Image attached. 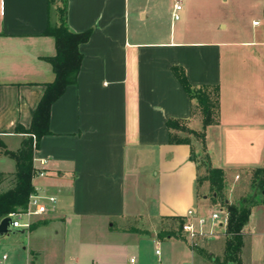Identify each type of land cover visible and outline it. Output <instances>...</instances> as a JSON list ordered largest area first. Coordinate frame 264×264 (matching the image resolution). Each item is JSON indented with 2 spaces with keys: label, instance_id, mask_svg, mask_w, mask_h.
I'll list each match as a JSON object with an SVG mask.
<instances>
[{
  "label": "crops",
  "instance_id": "1",
  "mask_svg": "<svg viewBox=\"0 0 264 264\" xmlns=\"http://www.w3.org/2000/svg\"><path fill=\"white\" fill-rule=\"evenodd\" d=\"M66 14L71 30L90 34L79 44L76 81L51 104L50 132L33 151L34 165L47 160L45 174L32 179L35 191L56 201L25 218L22 232L0 237V248L11 249L0 252V264H151V248L152 264H197L198 248L181 228L182 237L157 233L173 216L210 213L197 153L222 168L226 201L255 192L253 169L264 166V0H67ZM48 21H57L55 3L0 0V183L11 184L16 168L5 150L27 136L17 125H30L54 78ZM173 66L192 84L218 85L205 149L192 134L169 141V117L202 129ZM214 226L199 247L223 254L226 224ZM242 241V263L263 264L264 199L251 206Z\"/></svg>",
  "mask_w": 264,
  "mask_h": 264
},
{
  "label": "trees",
  "instance_id": "2",
  "mask_svg": "<svg viewBox=\"0 0 264 264\" xmlns=\"http://www.w3.org/2000/svg\"><path fill=\"white\" fill-rule=\"evenodd\" d=\"M52 3L56 4L57 21L54 24L48 21L44 33L53 35L55 39V54L48 57L52 64L54 78L44 84V91L33 111L30 125L27 128L21 124L16 127L27 134L20 147L16 151L5 150L15 159L16 168L10 186L5 189L0 188V218L11 211L24 208L29 195L35 191L32 181L36 171L33 164V151L38 147L42 135L50 132L51 104L63 93L68 84L76 81L82 59L79 44L86 41L90 34V29L73 31L69 28L66 14L67 0H48V5ZM173 71L190 97L191 115L200 113L202 129L190 128L187 125V119L169 117L166 119V124L169 127V141L189 142L190 137L188 135L192 134L200 141L201 148L205 149L204 129L208 124L214 123L218 119V85L192 84L187 80L181 67L173 66ZM183 132L186 136L182 134ZM206 157L207 174L204 178L210 181L212 191L215 192L214 197L220 198L227 211L224 257L230 261L229 264H242L239 254L243 243L242 229L249 219L251 206L264 199V166L253 169L252 177L255 192L244 196L238 202H229L226 201V196L223 193L222 168L213 166L208 154ZM183 221V216H173L171 224H168L167 228L159 230L157 236L161 239L167 236L182 237L180 228Z\"/></svg>",
  "mask_w": 264,
  "mask_h": 264
},
{
  "label": "built area",
  "instance_id": "3",
  "mask_svg": "<svg viewBox=\"0 0 264 264\" xmlns=\"http://www.w3.org/2000/svg\"><path fill=\"white\" fill-rule=\"evenodd\" d=\"M180 8L181 3L175 1L173 4V15L175 18L179 16ZM40 163V166L34 165L36 167V171L33 177L43 176L45 174L47 160L45 158H41ZM55 201L56 196L53 194H43L34 191L29 195L28 202L24 208L11 211L7 215L11 216L13 225L21 227L28 226L29 221L25 218L48 211L54 205ZM195 215L196 213L193 209L187 210L188 217H192ZM216 220H219L220 222L226 224L227 211L224 209H215L212 210L209 214L197 215L195 220L188 218L182 222L181 230L188 236L191 246L197 245L199 244V240H201L202 238L209 237L217 232L214 226ZM155 252L157 254H160V248L156 247ZM3 257H5L4 254ZM130 260L133 261L134 258L131 257ZM185 264L192 263L188 261Z\"/></svg>",
  "mask_w": 264,
  "mask_h": 264
},
{
  "label": "rangeland",
  "instance_id": "4",
  "mask_svg": "<svg viewBox=\"0 0 264 264\" xmlns=\"http://www.w3.org/2000/svg\"><path fill=\"white\" fill-rule=\"evenodd\" d=\"M183 135L184 132L182 133ZM186 136V135H185ZM189 136V135H188ZM192 135H190V138H191ZM199 144V145H198ZM200 141L197 139V143L195 145L196 148H200ZM196 159H197V163H198V166H199V177L201 179H203V177H206V174H207V171H206V165H205V161L207 160V157H206V153H197L196 154ZM0 188H6L7 186H10V179L7 178L4 180L3 183H0ZM207 193L209 195V197L212 199L210 204L208 205L209 208L206 209L205 211L206 212H211L212 210H214L216 208V206L213 204L214 203V200L217 199L219 200V202L222 204V201L220 200V198H214L213 194H212V188L207 190ZM201 195V194H200ZM201 197V196H200ZM219 204V203H218ZM171 224V222H170ZM176 225V224H175ZM174 227V226H173ZM205 238V237H204ZM219 238V237H218ZM223 238V237H222ZM226 238V237H225ZM203 239V238H202ZM208 243L205 242V244L201 247H199L200 245L197 244V245H193V247H197L198 248V251L200 253V256L197 257V264H229L230 261L226 260L225 257H224V254H215L214 252L213 253H209L208 250H209V247L207 246ZM225 245V244H224ZM183 247H184V250L185 252L187 251L188 253V250L186 249V246L185 244L183 243ZM2 251H6L9 253V251L11 252V249L10 247L7 246H4V248H0V252ZM153 252V248H151L150 252H149V263H153L156 259H155V256L154 254L152 253ZM240 254V253H239ZM241 258V257H240ZM199 260V262H198ZM188 260H184L183 263L185 264ZM242 262V260H241ZM182 263V264H183ZM172 264H181V262L179 263V261L177 260H173L172 261ZM231 264V263H230ZM243 264V263H242Z\"/></svg>",
  "mask_w": 264,
  "mask_h": 264
},
{
  "label": "water",
  "instance_id": "5",
  "mask_svg": "<svg viewBox=\"0 0 264 264\" xmlns=\"http://www.w3.org/2000/svg\"><path fill=\"white\" fill-rule=\"evenodd\" d=\"M22 231L23 228L21 226H15L12 224V218L10 215H5L0 218V237Z\"/></svg>",
  "mask_w": 264,
  "mask_h": 264
}]
</instances>
